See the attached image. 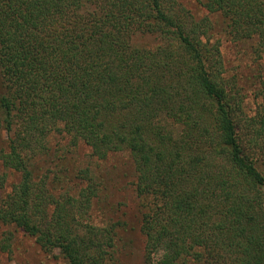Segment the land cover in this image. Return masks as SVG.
<instances>
[{
	"label": "trees",
	"instance_id": "trees-1",
	"mask_svg": "<svg viewBox=\"0 0 264 264\" xmlns=\"http://www.w3.org/2000/svg\"><path fill=\"white\" fill-rule=\"evenodd\" d=\"M196 1L238 38L253 17L264 54V19L250 0ZM177 5L0 0V166L20 174L0 200V222L58 250L64 264H109L114 229L86 221L97 193L88 172L84 187L57 197L34 180L32 160L53 132L98 160L128 151L146 202V263L264 264V176L239 143L207 21L187 20ZM135 32L157 45H131Z\"/></svg>",
	"mask_w": 264,
	"mask_h": 264
},
{
	"label": "rangeland",
	"instance_id": "rangeland-1",
	"mask_svg": "<svg viewBox=\"0 0 264 264\" xmlns=\"http://www.w3.org/2000/svg\"><path fill=\"white\" fill-rule=\"evenodd\" d=\"M176 9L184 17L208 24L207 44H216L222 62V78L230 99V115L238 140L245 153L255 162L264 176V54L257 52L260 37L255 33L257 25L253 17L241 23L240 37L219 13H208L196 0H176ZM253 10L262 13L264 0H250ZM248 6V5H246ZM248 8H250L248 6ZM261 25V24H258ZM131 45L153 48L158 39L138 32L130 36ZM7 136L0 135V148H5ZM66 135L52 133L46 142V150L35 155L31 171L34 180H42L45 189L57 197L63 191L74 194L84 187L83 172L97 185V193L91 198L86 221L96 227L114 229L113 252L107 256L109 264H148L144 260V238L139 230L145 201L138 198L135 189V172L128 151L112 153L104 160L91 156L83 143L70 145ZM5 185L0 200L6 199L20 182V174L4 170ZM264 190V188H263ZM116 224L117 226H113ZM7 242L6 250L0 248V264H64L56 249L42 250L35 238L25 235L12 224L0 222V247ZM217 264H226L220 262Z\"/></svg>",
	"mask_w": 264,
	"mask_h": 264
}]
</instances>
